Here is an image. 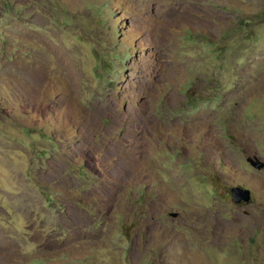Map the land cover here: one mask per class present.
<instances>
[{
    "label": "rangeland",
    "instance_id": "obj_1",
    "mask_svg": "<svg viewBox=\"0 0 264 264\" xmlns=\"http://www.w3.org/2000/svg\"><path fill=\"white\" fill-rule=\"evenodd\" d=\"M253 155L264 0H0V264H264Z\"/></svg>",
    "mask_w": 264,
    "mask_h": 264
},
{
    "label": "water",
    "instance_id": "obj_2",
    "mask_svg": "<svg viewBox=\"0 0 264 264\" xmlns=\"http://www.w3.org/2000/svg\"><path fill=\"white\" fill-rule=\"evenodd\" d=\"M246 161L256 169L264 168V161H262L258 156H248ZM232 200L236 204L248 203L251 198V189L242 186H235L230 188ZM175 215V214H174Z\"/></svg>",
    "mask_w": 264,
    "mask_h": 264
},
{
    "label": "flooded vegetation",
    "instance_id": "obj_3",
    "mask_svg": "<svg viewBox=\"0 0 264 264\" xmlns=\"http://www.w3.org/2000/svg\"><path fill=\"white\" fill-rule=\"evenodd\" d=\"M244 187V186H243ZM242 203V202H241Z\"/></svg>",
    "mask_w": 264,
    "mask_h": 264
}]
</instances>
